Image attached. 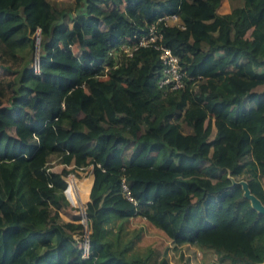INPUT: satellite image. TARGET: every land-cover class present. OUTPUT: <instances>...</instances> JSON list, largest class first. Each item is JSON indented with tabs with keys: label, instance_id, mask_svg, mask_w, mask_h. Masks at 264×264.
<instances>
[{
	"label": "trees",
	"instance_id": "obj_1",
	"mask_svg": "<svg viewBox=\"0 0 264 264\" xmlns=\"http://www.w3.org/2000/svg\"><path fill=\"white\" fill-rule=\"evenodd\" d=\"M220 2L74 0L65 22L49 0H0V264H172L107 236L133 216L231 264L264 259V215L238 183L264 205V0ZM158 45L178 88L157 84ZM86 166L84 252L58 211L63 175Z\"/></svg>",
	"mask_w": 264,
	"mask_h": 264
},
{
	"label": "rangeland",
	"instance_id": "obj_2",
	"mask_svg": "<svg viewBox=\"0 0 264 264\" xmlns=\"http://www.w3.org/2000/svg\"><path fill=\"white\" fill-rule=\"evenodd\" d=\"M49 2L53 5V7L62 11L64 14L63 21L65 22L69 16H72L77 12V8L74 6V0H49ZM241 3L242 0H221L219 6L217 7V12H227L233 7L241 5ZM31 36L34 38V34ZM201 45L202 47L206 46L204 43H201ZM71 49L74 53H77L75 45L71 46ZM3 73L4 72L0 70V76H3ZM180 129L182 131L187 130L183 124H180ZM212 134L213 127L211 128V133L209 134L208 138H210ZM132 148L133 144L131 143L127 152L131 151ZM69 168V165H63L54 161H52L50 165V169L57 172H60L62 169L68 170ZM88 170L89 166H86L83 169H73V171H69V173L63 175L66 185L67 178L69 176H73L76 179H81L84 176L89 175ZM220 173L221 171L217 172V174ZM241 181L243 180H238V183ZM261 182L264 185L263 179H261ZM86 200L87 199L81 201L80 206H78L72 204L67 199L68 205L65 208H60L58 211L62 220L80 223L82 225L80 230L72 233L73 238L78 244L85 243L87 235L86 232L88 231L85 217L81 213ZM119 225L120 227H118ZM107 226V231L110 232L107 233V236H110L117 246H127L126 255L129 257L135 254L141 256L146 255V261L151 262L156 261L158 258L164 256L172 264H209V262H212L213 264H231L226 259H221L220 256L210 248H202L185 244H172L170 239L164 233L153 227L140 216L130 217L123 223L115 220L114 222L109 223ZM109 227L111 229H109Z\"/></svg>",
	"mask_w": 264,
	"mask_h": 264
},
{
	"label": "built area",
	"instance_id": "obj_3",
	"mask_svg": "<svg viewBox=\"0 0 264 264\" xmlns=\"http://www.w3.org/2000/svg\"><path fill=\"white\" fill-rule=\"evenodd\" d=\"M168 19L170 23H176L177 22V16L176 15H169ZM38 36L37 34L34 35V38ZM155 38V35L153 34V26L149 27V34L147 36H142L137 40V44H144L148 41H152ZM159 53L158 57L161 60L163 67L161 70V75L157 79V84L159 86H165L169 89L178 88L182 85V73L179 70L178 67V61L177 57L170 52V50L163 46L158 45L157 46ZM128 46H123V50L125 52L129 51ZM123 188L125 186L123 185ZM87 248L86 242L83 244V251L85 252ZM209 264H213L212 262H209Z\"/></svg>",
	"mask_w": 264,
	"mask_h": 264
},
{
	"label": "bare ground",
	"instance_id": "obj_4",
	"mask_svg": "<svg viewBox=\"0 0 264 264\" xmlns=\"http://www.w3.org/2000/svg\"><path fill=\"white\" fill-rule=\"evenodd\" d=\"M89 179H91L90 174L84 176L81 179H76L73 176H69L67 178V185L64 189V194L69 202L80 206L81 201L86 199V195L90 186Z\"/></svg>",
	"mask_w": 264,
	"mask_h": 264
},
{
	"label": "water",
	"instance_id": "obj_5",
	"mask_svg": "<svg viewBox=\"0 0 264 264\" xmlns=\"http://www.w3.org/2000/svg\"><path fill=\"white\" fill-rule=\"evenodd\" d=\"M34 43H35V46H37L38 36H36L34 38ZM239 184L241 185V188L243 190L244 197H246L250 201V205L255 210H257L258 213H261L264 215V205L259 201L258 198H256L252 193L249 192L245 181H241ZM82 214L84 216V210L83 209H82ZM86 233H88V231ZM258 264H264V259L261 262H259Z\"/></svg>",
	"mask_w": 264,
	"mask_h": 264
},
{
	"label": "crops",
	"instance_id": "obj_6",
	"mask_svg": "<svg viewBox=\"0 0 264 264\" xmlns=\"http://www.w3.org/2000/svg\"><path fill=\"white\" fill-rule=\"evenodd\" d=\"M89 184H91V179H89ZM90 187V186H89ZM89 191V190H88ZM88 194V193H87ZM86 199H87V195H86ZM130 218V217H129ZM128 218V219H129ZM154 227V226H153ZM156 228V227H155ZM156 229H158V228H156ZM159 230V229H158ZM159 231H161V230H159ZM162 232V231H161ZM163 233V232H162ZM191 246V245H190Z\"/></svg>",
	"mask_w": 264,
	"mask_h": 264
}]
</instances>
